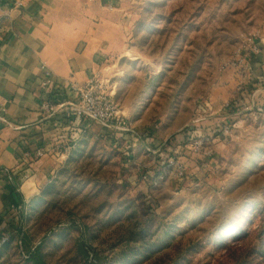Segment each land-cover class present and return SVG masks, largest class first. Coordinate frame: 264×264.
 <instances>
[{"label":"rangeland","instance_id":"374dc122","mask_svg":"<svg viewBox=\"0 0 264 264\" xmlns=\"http://www.w3.org/2000/svg\"><path fill=\"white\" fill-rule=\"evenodd\" d=\"M121 3L134 24L114 66V96L146 147L80 137L56 157L42 193L0 230V264H256L264 251V0ZM189 126L211 136L206 151L181 149ZM172 156L185 160L182 174L157 167Z\"/></svg>","mask_w":264,"mask_h":264},{"label":"crops","instance_id":"0c3cea01","mask_svg":"<svg viewBox=\"0 0 264 264\" xmlns=\"http://www.w3.org/2000/svg\"><path fill=\"white\" fill-rule=\"evenodd\" d=\"M126 10L121 0H0V117L6 120L0 119V168L13 173L12 180L0 177V230H9L10 219L42 193L56 171V157L64 159L85 133L107 142L113 135L115 144L127 139L134 149L146 147L126 133L119 137L81 120L73 124L67 110L47 117L39 109L44 98L73 100L70 83L96 74L108 82L116 109L130 113L114 96L118 91L114 77L119 73L114 66L126 52L127 30L134 24ZM43 67L56 83L53 95L38 86ZM37 149L44 151L42 156H24Z\"/></svg>","mask_w":264,"mask_h":264},{"label":"built area","instance_id":"2783aa9c","mask_svg":"<svg viewBox=\"0 0 264 264\" xmlns=\"http://www.w3.org/2000/svg\"><path fill=\"white\" fill-rule=\"evenodd\" d=\"M256 52L253 51L254 54ZM107 84L108 82H104L103 79L96 74L91 75L83 82L73 81L69 86L70 90L74 93L73 100L56 102L53 98H44L39 103V109L47 117L53 116L56 111L60 109H64L70 112L73 124L75 121L81 120L84 123L95 124L99 127L105 128L115 133L119 137L121 134L126 133L129 135L132 141L142 143L144 134L116 109L111 94L106 87ZM38 86L42 89V91L45 90L51 95L54 94L57 87L49 69L43 67V72ZM0 119L2 121H6L3 117H0ZM179 137L181 138L180 134ZM210 137L211 136L208 133H201V135H197L193 130L185 139L187 141L186 143L188 144H185V146H183L181 149L183 150L184 147H186L187 149H191L193 153L204 152L206 151V144L210 142ZM125 147H130L132 150L134 149L131 147L129 142L125 145ZM43 153L44 151L42 149H37L35 150L34 154H30V152H24V156L40 157L43 155ZM165 166H176L178 169H180V173H183L182 169L184 167H182V162L178 160L177 156H172L164 160L161 164L160 171ZM0 177H5L9 180H12V170L8 168H0ZM5 241L6 235L0 232V245Z\"/></svg>","mask_w":264,"mask_h":264},{"label":"trees","instance_id":"16d2710c","mask_svg":"<svg viewBox=\"0 0 264 264\" xmlns=\"http://www.w3.org/2000/svg\"><path fill=\"white\" fill-rule=\"evenodd\" d=\"M262 63V62H261ZM255 64V63H254ZM257 67H260V63H257V65H256ZM258 78L260 77L259 75H256ZM233 103V102H232ZM231 106H232V104H231ZM231 106H230V108H231ZM229 108V109H230ZM194 130V128L193 127H191V126H189V127H187V128H185L184 130H182L181 132H180V135H181V141H183V140H185L187 137H188V135H189V133L191 132V131H193ZM195 131V130H194ZM163 162V161H162ZM160 165V164H159ZM261 256H262V258H261V260L259 261V260H257V263L256 264H264V251L263 252H261ZM238 264V263H237ZM241 264V263H240Z\"/></svg>","mask_w":264,"mask_h":264}]
</instances>
